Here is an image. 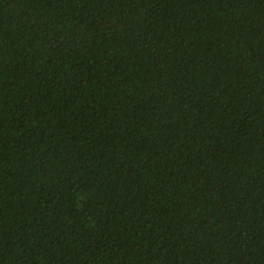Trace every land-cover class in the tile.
Here are the masks:
<instances>
[{
	"label": "trees",
	"instance_id": "1",
	"mask_svg": "<svg viewBox=\"0 0 264 264\" xmlns=\"http://www.w3.org/2000/svg\"><path fill=\"white\" fill-rule=\"evenodd\" d=\"M0 264H264V0H0Z\"/></svg>",
	"mask_w": 264,
	"mask_h": 264
}]
</instances>
